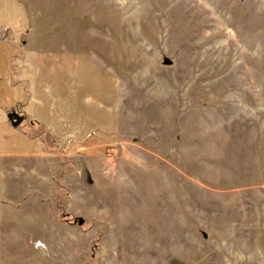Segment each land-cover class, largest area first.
I'll use <instances>...</instances> for the list:
<instances>
[{
	"label": "rangeland",
	"instance_id": "374dc122",
	"mask_svg": "<svg viewBox=\"0 0 264 264\" xmlns=\"http://www.w3.org/2000/svg\"><path fill=\"white\" fill-rule=\"evenodd\" d=\"M8 3L13 82L66 128L31 188L58 231L34 247L52 264H264V0ZM17 236L1 223L0 262Z\"/></svg>",
	"mask_w": 264,
	"mask_h": 264
},
{
	"label": "crops",
	"instance_id": "0c3cea01",
	"mask_svg": "<svg viewBox=\"0 0 264 264\" xmlns=\"http://www.w3.org/2000/svg\"><path fill=\"white\" fill-rule=\"evenodd\" d=\"M14 7L19 9L21 5L0 0V171L5 174L0 175V202L8 205V210L0 205V225L4 222L8 233L20 235L16 237L20 244L16 247L6 244L0 264H39L41 258L50 261L47 264H52V255L46 253L48 247H34L31 240L37 233L57 232L58 227L51 220L54 219L52 212L45 214L31 208L39 200L31 188L39 182L45 184L50 180V156H54V153L45 137L53 132L60 134L66 128L57 121V111L51 109L53 105L39 96L30 82L22 81V76L18 82H13L11 60L18 48L8 40V27L16 24V21L8 19V8ZM12 115L20 118V124L15 122ZM34 121L45 128L43 133H35L32 126ZM67 132H71V129H67ZM17 201L21 202L19 207L12 204ZM30 231L33 232L24 243L21 236L28 235Z\"/></svg>",
	"mask_w": 264,
	"mask_h": 264
}]
</instances>
